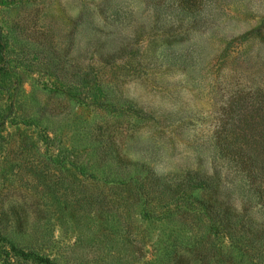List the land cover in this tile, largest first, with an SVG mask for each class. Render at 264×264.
Here are the masks:
<instances>
[{
	"label": "rangeland",
	"instance_id": "1",
	"mask_svg": "<svg viewBox=\"0 0 264 264\" xmlns=\"http://www.w3.org/2000/svg\"><path fill=\"white\" fill-rule=\"evenodd\" d=\"M252 90L264 0H0V264H264Z\"/></svg>",
	"mask_w": 264,
	"mask_h": 264
},
{
	"label": "trees",
	"instance_id": "2",
	"mask_svg": "<svg viewBox=\"0 0 264 264\" xmlns=\"http://www.w3.org/2000/svg\"><path fill=\"white\" fill-rule=\"evenodd\" d=\"M222 119V135L231 131L234 135L232 140L239 147L236 151H252L238 155L241 163L247 168L253 178L261 176V167L259 163V154L264 145V90L240 91L230 97L227 106L224 108ZM204 186L207 192L202 199H196L202 205L205 211L211 214H219L222 207L217 206L209 195L213 189L211 181L206 179ZM259 204L264 209V184L262 178L258 180L257 188Z\"/></svg>",
	"mask_w": 264,
	"mask_h": 264
}]
</instances>
